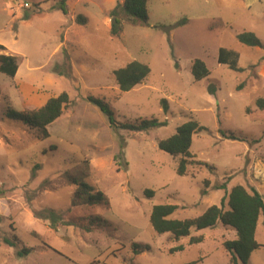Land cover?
I'll list each match as a JSON object with an SVG mask.
<instances>
[{"label":"rangeland","instance_id":"obj_1","mask_svg":"<svg viewBox=\"0 0 264 264\" xmlns=\"http://www.w3.org/2000/svg\"><path fill=\"white\" fill-rule=\"evenodd\" d=\"M124 1L70 0L64 14L59 0H0V45L6 48L0 54L16 56L19 67L15 78L0 73V264H230L224 243L237 239L233 228L218 223L193 230L191 237L204 241L191 245V237L158 235L150 224L152 208L176 205L173 219L185 220L221 206L238 185L264 196V110L256 105L264 98V47L237 39L253 33L264 45V0H149L148 24L126 25L112 38L109 14ZM79 17L86 23H77ZM220 48L236 51L244 72L218 64ZM195 59L211 73L200 82L191 73ZM132 61L151 73L122 93L114 72ZM62 93L71 103L45 141L7 117L8 111L39 109ZM89 97L104 100L120 124L157 119L167 126L116 131ZM191 119L208 131L194 136L193 164L179 176V157L160 150L159 142ZM220 130L260 143L224 139ZM68 176L102 191L109 206L71 208L75 187ZM227 181V191L217 189ZM50 210L70 225L54 230L35 217ZM96 217L104 223L87 231ZM256 240L263 247L248 264H264L263 217ZM135 245L149 251L135 254ZM179 246L182 251L171 253ZM23 249L32 252L20 258Z\"/></svg>","mask_w":264,"mask_h":264},{"label":"trees","instance_id":"obj_2","mask_svg":"<svg viewBox=\"0 0 264 264\" xmlns=\"http://www.w3.org/2000/svg\"><path fill=\"white\" fill-rule=\"evenodd\" d=\"M70 0H59V9L64 14L68 13V2ZM149 0H125L122 4L118 3L114 9L110 11L111 19L110 35L112 38H119L123 33L126 25L145 26L149 22L148 11ZM186 22V20H185ZM79 24H85L86 19L79 17ZM238 41L248 47L263 48L264 45L259 38L253 33H242L237 36ZM0 50L5 51L6 48L0 45ZM264 60V57H263ZM217 62L220 65H226L235 72H244L239 67V54L236 51L220 48L218 51ZM17 57L12 55L0 54V73L11 78H15L18 73ZM59 67H56V70ZM151 70L148 65L138 61H132L124 68L114 72V76L120 92L127 93L135 87L143 84L150 76ZM191 73L196 82H200L210 76V71L204 61L195 59L192 63ZM241 84L238 89H242ZM209 92L216 93L214 87L209 88ZM88 102L98 107L101 112L108 118L110 126L114 130H129L132 132L142 133L167 126V121L160 122L157 119L143 120L135 124H120L114 118V113L110 106L102 99L89 97ZM70 97L67 93H62L57 97L50 98L47 103L35 110L26 111L20 114L8 111L7 117L17 120L36 132L38 140L45 141L50 138L49 126L57 121L64 113V110L70 105ZM256 105L260 110H264V98L260 97L256 101ZM165 112L168 111L167 101H162ZM250 113V110H247ZM208 130L200 125L194 119H191L177 128L176 133L168 139L159 142L160 150L166 152L173 157H179L177 174L185 176L188 173V167L192 165L194 156L191 153L194 136ZM224 139L250 142L247 137L237 136L232 132H224L220 130ZM260 139H254L250 144H259ZM198 164L202 165L203 163ZM36 169L39 167L36 166ZM213 170V168H212ZM68 181L75 187L74 197L71 208L82 205L90 206H109L107 196L96 187L88 184L80 178L68 176ZM229 182L217 186L218 190L227 191ZM205 188L209 186V182L205 181ZM5 191L0 186V197ZM206 195V191L202 192ZM227 198H223L221 206H211L201 216L193 219L178 220L173 219L174 214L179 207L171 204L155 205L150 214V224L158 235L169 234L175 241L182 238L191 237L192 231H202L206 229H214L218 223L226 227H231L236 231L237 239L224 243L225 250L230 255V264H248L251 255L263 246L256 240V232L260 218H264V196L257 190L251 191L244 186L238 185L227 193ZM145 195L153 198L154 191L147 190ZM227 200V210L225 202ZM35 217L49 222L51 229H56L59 225H70L63 222L59 213L54 210L35 212ZM101 218L91 219L86 227L87 231H91ZM104 223V222H102ZM204 241L203 236L191 237L190 244H200ZM6 243L10 246H16L6 239ZM183 246H179L171 250V253L182 251ZM149 251L148 247L134 246L133 252L145 253ZM32 252L31 249H23L18 253L22 258Z\"/></svg>","mask_w":264,"mask_h":264},{"label":"built area","instance_id":"obj_3","mask_svg":"<svg viewBox=\"0 0 264 264\" xmlns=\"http://www.w3.org/2000/svg\"><path fill=\"white\" fill-rule=\"evenodd\" d=\"M28 7V5H26Z\"/></svg>","mask_w":264,"mask_h":264}]
</instances>
